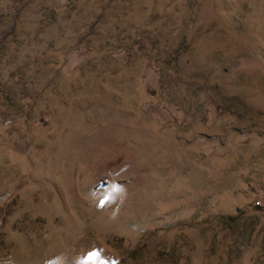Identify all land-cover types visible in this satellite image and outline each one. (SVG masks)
<instances>
[{
  "label": "rangeland",
  "instance_id": "1",
  "mask_svg": "<svg viewBox=\"0 0 264 264\" xmlns=\"http://www.w3.org/2000/svg\"><path fill=\"white\" fill-rule=\"evenodd\" d=\"M0 264H264V0H0Z\"/></svg>",
  "mask_w": 264,
  "mask_h": 264
},
{
  "label": "snow or ice",
  "instance_id": "2",
  "mask_svg": "<svg viewBox=\"0 0 264 264\" xmlns=\"http://www.w3.org/2000/svg\"><path fill=\"white\" fill-rule=\"evenodd\" d=\"M89 260H93V259H96V254L93 253V254H90L89 257H88Z\"/></svg>",
  "mask_w": 264,
  "mask_h": 264
},
{
  "label": "bare ground",
  "instance_id": "3",
  "mask_svg": "<svg viewBox=\"0 0 264 264\" xmlns=\"http://www.w3.org/2000/svg\"><path fill=\"white\" fill-rule=\"evenodd\" d=\"M89 144H90V142H87V143H86V145H88V146H89ZM85 147H87V146H85ZM73 160H74V159H73Z\"/></svg>",
  "mask_w": 264,
  "mask_h": 264
}]
</instances>
